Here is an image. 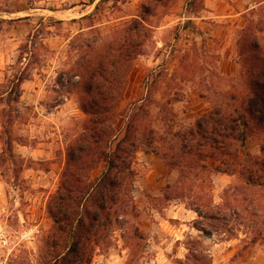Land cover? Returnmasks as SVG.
Listing matches in <instances>:
<instances>
[{
  "label": "rangeland",
  "instance_id": "1",
  "mask_svg": "<svg viewBox=\"0 0 264 264\" xmlns=\"http://www.w3.org/2000/svg\"><path fill=\"white\" fill-rule=\"evenodd\" d=\"M206 1L0 0V160L6 167L0 175V264H61L62 258L47 259L62 252L51 247L54 222L47 210L56 187L61 185V176L37 178L33 172L24 171L33 163L16 157L19 148L10 141L35 145L38 140L54 139L56 152L61 154L58 160L63 162L61 141L64 146L70 144L89 119L81 109L82 68L93 58L86 45L94 47L101 38H110L124 22L141 15L143 6L150 8L149 39L143 55L132 63L121 108L123 112L135 110L137 102L148 94L145 113L140 116L159 132L166 123L171 129L165 136L190 129L219 102L221 93L240 90L238 42L247 21L261 19L264 0H212V13L221 18L195 20L194 16H206ZM86 15L91 18H83ZM58 20L64 22L57 24ZM205 22L210 24L208 29L202 24ZM225 28L229 29L227 43L219 37ZM223 56H230L234 65L224 66ZM223 71L234 73L227 77ZM39 88L42 107L32 105L30 102L39 99L26 94ZM67 99L72 101L70 110L77 108L78 113L48 115ZM261 145V137L252 136L240 147V153L259 157ZM142 158L138 154L134 163L137 177L133 195L139 215L133 226L139 232L113 226L91 264H264V235L259 237L250 223L263 221L260 213L252 217L240 213L220 222L200 217L190 222L183 214L179 221L170 219L173 212L168 210L169 200L188 208L200 206L204 217L217 211L221 219L230 216L244 199L235 189L239 185L236 176L208 171L196 180L190 177L181 187L177 186L179 173L174 169L168 180L170 188L161 196L147 192L142 196L136 190L145 174L140 175L145 172L144 162L139 161ZM47 163L34 167L47 168ZM104 166L100 164L91 172L93 179ZM50 192L53 194L48 198ZM252 194L264 204L262 191ZM197 227L207 228L211 235ZM191 252L204 260H188Z\"/></svg>",
  "mask_w": 264,
  "mask_h": 264
},
{
  "label": "trees",
  "instance_id": "2",
  "mask_svg": "<svg viewBox=\"0 0 264 264\" xmlns=\"http://www.w3.org/2000/svg\"><path fill=\"white\" fill-rule=\"evenodd\" d=\"M150 14V8L143 6L141 15L124 22L110 38H101L94 47L86 45L93 58L88 67L82 68L81 109L89 119L68 146L61 185L47 208L54 222L52 241L49 238L48 243L62 249L47 256L49 261L62 258L61 264H91L113 226L139 232L133 226L139 215L133 195L137 177L134 163L139 151L159 155L170 172L176 169L177 186H185L190 177L196 180L208 171L237 177L239 185L235 189L244 195L240 210L234 209L221 219L218 211L204 217L200 206L191 207L200 218L220 222L240 213L264 215V204L252 194H264V12L260 20L247 21L238 42L240 90L221 93L219 102L190 129L167 133L169 138L165 133L171 128L166 123L159 132L140 116L145 113L148 94L137 102L135 110L123 112L121 108L132 63L143 55L149 39ZM252 136L261 137L259 157L240 153V147ZM103 163L101 174L93 179L91 172ZM227 206L225 203V209ZM250 223L259 237L264 235V220ZM197 229L211 235L205 227ZM190 259L196 263L204 260L193 252Z\"/></svg>",
  "mask_w": 264,
  "mask_h": 264
},
{
  "label": "crops",
  "instance_id": "3",
  "mask_svg": "<svg viewBox=\"0 0 264 264\" xmlns=\"http://www.w3.org/2000/svg\"><path fill=\"white\" fill-rule=\"evenodd\" d=\"M252 8H254V7H251L249 9L243 11L242 13L237 14V15L242 16L244 13L251 10ZM213 9H214V7L212 5V0H207L206 5H205V9L203 11V12H205L206 16H204V17L194 16V19L195 20H203V19L212 20L214 18L220 19L221 18L220 16L212 13ZM80 19H82V18H80ZM61 21L64 22V20H61ZM202 24L205 27H207L206 29H208V27L210 25L208 22H205ZM225 29H226L225 32H220L219 37H222L221 38L222 41L227 43L229 41V36H228V30L229 29L228 28H225ZM206 35H208L207 32H206ZM221 35H223V36H221ZM222 62H223L224 66L228 63H230L231 65L232 64L234 65L230 56H227V57L223 56ZM233 73L234 72L226 73L225 71H223L222 75L230 77ZM39 93L40 94L42 93L41 88H39V90L33 89L26 94L28 96H30L31 98L39 99V101L30 102V103H33L32 105L38 104L42 107V101H40ZM22 98H23V95L21 96V99ZM71 105H72V101L70 99H67L66 102L62 103V105L55 106L51 110L52 113H48V115H52L53 117H55V116L61 115L62 113H65L67 116L72 115V114L74 115L75 113H78L79 110L77 108H75V110H74V108L72 109V107H71V110H70ZM12 143H13V145H17L19 148V151H20L19 152L20 154H17V155L15 154L16 157L26 159V160H31L33 163V167H27V169L24 168L23 169L24 171L33 172L34 173L33 176H36L37 178L49 177L52 175V176H57V178H58V176H61V179H62V173H63V171L67 165V162H68L67 149L69 146V142L66 144V146H64L63 141H61V144H63V162H61V163L58 160L59 157L61 156V154L60 153L57 154V152H56V151H58V148H55L56 140H54V139H52V140L51 139H49V140H38V141L34 142L35 145H32V144L28 145L26 143H19L18 141H15V140H13ZM1 144H2V140L0 138V145ZM1 153H2V151H1ZM138 154L143 156V158H142L143 160H139V161H143L144 165H145V167L143 166V171H145V172L140 173V175H143L144 173L145 174L141 178L142 183L140 184L139 188H136V190L142 196H144L143 194L146 195V192L153 194V196H157V197L161 196L162 193L164 192V190L169 188V181L168 180L173 175L172 172H170L169 168L167 167V164L159 155H156L154 153L147 152V151H139ZM138 154H137V156H138ZM40 163H47V168H42L40 166L34 167V164L39 165ZM4 167H5L4 163L0 160V175L3 173ZM134 169H135V171L137 170L136 168H134ZM55 171H58L59 173H56ZM221 175H227V174H221ZM58 185H60V184H58ZM51 186L52 185H50V188H51ZM59 187L60 186L56 187L55 193L57 192ZM44 188H46V187H44ZM52 194H53V192H50L48 198ZM167 202H168V204H171L169 206L168 210H172V212H173V216H170L171 220H176V221L181 220L182 214L185 217V219H188V221H190V222L196 221L197 219H199V215L195 210L188 208V207H185V205H183V204L177 205L176 204L177 201L169 200Z\"/></svg>",
  "mask_w": 264,
  "mask_h": 264
}]
</instances>
